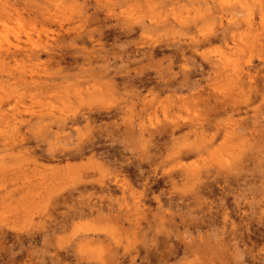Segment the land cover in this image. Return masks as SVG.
Segmentation results:
<instances>
[{
  "label": "rangeland",
  "instance_id": "374dc122",
  "mask_svg": "<svg viewBox=\"0 0 264 264\" xmlns=\"http://www.w3.org/2000/svg\"><path fill=\"white\" fill-rule=\"evenodd\" d=\"M100 1L0 0V51L6 47L13 50L14 46L19 49L16 56L0 54V197L10 194L5 200L0 198V264H264V0L236 14L238 18L249 17L252 28H259L253 35L258 41L248 36L245 24L237 28L226 24L224 17L220 24L199 19L193 24L189 20L193 11L179 6L183 0H116L110 5L115 16L107 18L104 8L97 5ZM5 9H9L8 16ZM131 16L138 20L132 24L133 34L119 33L118 27L130 24ZM165 17L170 21L172 17H187L188 27L182 30L176 22L168 21L163 26L159 20ZM149 22L163 28L155 30L148 27ZM145 25L147 29H143ZM211 28L216 29L220 41L194 44L188 38L199 29L207 32ZM100 32L108 34L99 37ZM230 32L243 34L234 41L236 47L224 36ZM150 45L155 51L147 54L145 48ZM26 49L36 52L32 56L21 54ZM87 55H97L98 59L89 62L84 58ZM219 58L225 62L221 69L233 74L231 81L238 78L237 86L226 83L225 76H217L213 85H209L213 82L210 79L206 81L213 73L207 76L205 72ZM107 65L108 71L126 67L134 82L122 85L116 76L120 84L114 90L102 88L97 81ZM141 76L149 82L146 87L138 84ZM30 77L41 80L42 86L49 84L52 91L27 86L23 80ZM166 80L172 88L164 86ZM181 81H185L182 87ZM197 89L200 95L195 98ZM68 103L77 111L97 105L119 107L117 122L128 113L124 108L130 107L136 127L141 124L147 129L144 140L149 141L151 133L148 154L154 157L155 175L148 179L151 191L144 198L145 219L139 224L115 223L105 213L108 220L95 215L71 216L70 211L86 202V195H77L80 182L75 178L74 183L68 179L67 184L58 181L48 188L51 196L58 195V202L51 197L49 203L44 195L33 200L20 188L21 181L30 180L24 173L34 168L31 158L47 155L48 148L57 149L54 136L42 132L34 116L62 104L70 106ZM162 106L168 107L167 118ZM153 110L156 117L150 125L145 111L153 116ZM12 114L20 122L15 134L10 133ZM170 119L203 124L201 133L196 137L187 133L184 141L195 148L182 159L186 166H196L195 171L188 170L195 178H174V189L163 181L161 171L182 173L175 159L182 154L177 152L182 138L175 139L172 146L168 134L154 128L165 127ZM21 133L25 144L19 145ZM178 134L182 135L174 136ZM132 148L123 153L129 158L126 164L142 149ZM44 161L40 159L47 166L55 163ZM148 169L147 164L137 167L131 163L129 172L122 171L128 174L135 193L142 191L139 174ZM88 171L94 175L88 174L92 183H86L88 190L80 186L87 192H98L96 181L111 177L107 172ZM71 183L75 184L74 197L70 195Z\"/></svg>",
  "mask_w": 264,
  "mask_h": 264
},
{
  "label": "bare ground",
  "instance_id": "6f19581e",
  "mask_svg": "<svg viewBox=\"0 0 264 264\" xmlns=\"http://www.w3.org/2000/svg\"><path fill=\"white\" fill-rule=\"evenodd\" d=\"M115 1L116 0H101L100 3L97 4L99 8L100 7L104 8V10H105L104 14H105L106 18L108 16H111V15L115 16V13L113 12V8L110 6L112 4L114 5ZM174 1L176 3H179L178 0H174ZM212 1H213L214 5L211 4L212 6H209L210 0L209 1L208 0H202V3H200L199 0H183L184 4H179V6H181L182 8L186 7V8L193 11L192 18L191 19L189 18L190 22L192 21L193 24H195L198 19L199 20H205V21L209 20V22H211V21L215 22L216 21L217 23L220 24V23H222V18L224 17V19L227 20L226 24L237 25V26H235L237 28H238V24H240V25L245 24L247 27V30H248V31L247 30H245V31H246V33H248V36L250 35L249 37L252 39V41L257 40L256 37L253 35H256V34H254V32H255L254 30L259 29V28H257V27L255 29L252 28L253 25H252V22H251L249 17H242L241 16L242 18H238L236 16V14L239 12V10H240V12H243V10H246L247 8H249L250 5H252V3H255V2H256L255 4L260 3V0H253V1L252 0H212ZM249 3H251V4H249ZM168 4H172V2H170V3L168 2ZM215 6H216V8H215L216 10L212 11V9ZM217 7H218V9H217ZM172 9L173 8H171L170 11ZM188 9H187V11L189 13L190 11ZM5 10L7 11L5 15L8 16L9 15V13H8L9 9H5ZM223 12H226V14H223ZM214 13L215 14L217 13L216 17L212 16ZM248 14L246 16H248ZM129 15H131V14H129ZM129 18H130L131 23L129 24V22L127 21L128 23H126V24L124 22V27H123V25L119 26L118 27L119 33L128 34V35L132 33V31L134 30V26L132 24H134L137 19H136V17H132V16ZM132 18H133V20H131ZM172 18H173L172 19L173 21L168 20L166 17L162 18L161 20H159V23L163 25L166 21L173 22V23L176 22L177 24L180 25L181 29L183 30L185 25H187V23H188L187 21H189L187 19V17L184 19H178L177 18L178 20L176 19V17H172ZM136 23H138V20ZM160 24L158 25L156 23L149 22L148 27L152 26L156 30V29H160V27L163 28V26H165V25L161 26ZM171 26H173V25H171ZM143 27H144V25H143ZM187 27H188V25H187ZM138 28H139V26H138ZM139 29L141 30V28H139ZM143 29H147L146 25H145V28H143ZM152 29L150 28V31ZM173 29H174V26H173ZM211 29L207 30V32H201V30L199 29L197 34H191V35L189 34L190 36L188 38L194 44L198 43V42H205V43L210 44L212 41H215V40L220 41L219 34L215 33L216 29L213 28L212 31H211ZM167 31L169 33L173 34V32H171L172 30L171 31L167 30ZM107 32L109 33L110 30ZM141 32H143L142 34H144V31H141ZM108 33L100 32L99 37L102 35L106 36ZM114 33L115 32H113V34ZM257 33H259V32H257ZM237 35H236V32H233V33L230 32V35L228 34V35H224V36H228L229 39L231 40V42L235 43L234 41L236 40V38L239 39V36H242L243 34H240L239 36H237ZM130 36H132V35H130ZM242 39H240L239 41L243 42ZM223 42L225 43V40ZM151 43H149V44H151ZM168 44H171V43H168ZM146 45H148V44H146ZM152 45H154V44H152ZM173 45H174V43H173ZM237 45L235 43V47ZM101 46H102V43H101ZM166 46L167 45H165V47ZM160 47H162V46H160ZM8 48L9 47H6L3 51H0V54H5L7 57V55L11 54V56H12V54L15 55V53H17V52L19 53V49H17L16 46L13 47L14 48L13 50H10ZM142 48H144V47H142ZM156 48H159V45ZM145 49L147 50V54H149V52L152 53V51H155V49L151 45H150V47H148V49L147 48H145ZM162 49L164 50V48H162ZM183 49H184V47L181 49V51H183ZM136 50L137 49H135V51ZM27 52L29 53L28 55H30V54H32V52L33 53L36 52V50L30 51V50L26 49V50H23L21 52V54L27 53ZM178 52H179V49H178ZM144 53L145 52H142L143 55H144ZM37 54H38V51H37ZM183 54L184 53L182 52L181 55H183ZM24 55H27V54H24ZM24 55H22V56H24ZM32 55H30V56H32ZM25 57H27V56H25ZM84 58L87 61L92 62V63L94 62V60L97 61L96 59H98L97 55H94L93 57L91 55H87ZM149 59H151V58L149 57ZM209 61H211V60H209ZM223 63H225V62L221 61V58L214 60L212 62V65L210 67H208V70L205 73H207V76H209L211 73H213L212 74L213 76L211 78L206 79V81L208 82L210 79L213 82H210L209 85H213L217 81V76H220L222 79L225 76L226 77L225 79L227 80L226 83L233 84L234 86H237L238 85V78H235L234 80L231 81V78H232L231 76H233V74L232 75L227 74L225 72L226 70H224V71L222 70L225 67V66H223ZM184 69H186L184 71H186L187 73H188V71H190V70H188V68L186 66L184 67ZM127 70L128 69H126V67H125L122 70L116 69L114 71H111V70L108 71V65H107L106 67H104L99 72L100 75H99V79L97 77V79H98L97 82L102 85V88L106 89L105 87H107V91L114 90L116 88V86L119 85L120 83H122V85L132 84V82H134V78L130 77V75L128 73L129 71H127ZM139 71L140 70H138L137 73ZM110 72H112L111 75H110ZM186 72L182 71V74L183 73L186 74ZM142 73H143V71H142ZM189 73H191V72H189ZM140 74L141 73H138V75H140ZM116 76H120L122 82L117 83L115 81ZM184 77H186V76L184 75ZM31 78L32 77H30V80H28V81L25 79L23 80L22 78L21 79L25 82L26 85L31 84L35 88H38V90L40 88H42V90L43 89L46 90L45 91L46 93L52 91V88H50L49 84L46 85V83H45V85L42 86L43 82H41V80H35V79L32 80ZM248 79H250V78H248ZM137 80H138V84L141 86H145L146 84L149 83V82H147L146 78L142 77V76L138 77ZM100 81H103L102 83H104V84H102ZM24 82H22V83H24ZM179 83H180L179 86H181V87L185 85V81H181ZM163 84H164V86L167 87V89L169 87L172 88V86H173V84L171 82L169 83L168 80H166ZM162 88H163V85H162ZM190 89L194 90L195 87L191 86ZM173 90H175V89H173ZM104 91H106V90H104ZM193 95H195V98H197V96L200 95V89L195 90V93ZM224 102H226V101H221V103H224ZM68 104L70 106L62 104L61 108H58V109L52 108L50 110H47L46 112L41 111V112H38V114H36L34 116V118H36L37 126H40V128L42 129V132H44V133L51 132V135L54 136L53 139L56 142H55V145L53 144L54 141L51 142V145L53 144L54 147H57V149H51L50 150V148H48L46 151L47 155L46 154L45 155L44 154H38V156H33L31 158V161H32V164L34 165V168L31 170V172H26V174L24 173L25 177L30 178V180L25 181V182L21 181V183L19 185L20 188L26 193L25 194L26 197L32 198L34 200L36 198L43 197V195H44L45 198L47 200H49V203H50L51 197L55 198L57 194L56 195L54 194L53 196H51V194H49L50 192L48 191V188L52 184H54L55 182L64 181L66 183V181L68 179H70L71 182L74 183V181L76 179L77 182H80V186L83 185L84 187L83 186L82 187L85 188V186L88 185V184L86 185V183H88V182L92 183V181H90V180H93V179L90 177L94 176L89 171H88L89 172L88 173L87 170L91 169V170H95V171H98L101 173L107 172L108 173L107 175H111V177L108 176V181H104V180H106V176L104 179L101 178L102 180L96 181L97 185H98V187H97L98 189L97 188H94V189H97L98 192L97 191L87 192V191H84L80 186H79L80 188L75 187L76 191L78 192L77 195L79 197H84L86 195V197H85L86 202H84L81 205V207H79L77 210L70 211L69 214L73 217L84 218V217H88L91 215L103 216L102 213H105L107 216H109L111 218L110 220L114 221L115 223L123 224L124 222L125 223L127 222L129 224V226H134L136 224H139L140 223L139 220L145 219V216H144L145 214L143 213L144 209L142 208V206L145 207V204H146L145 203L146 200L144 198L147 195V191L148 190L151 191V187L148 183V179H149V177H153L152 176L154 174L153 172H155V170L153 169V164H154L153 158L154 157H152L151 154H148L149 149H150V143L153 141V139H151V133L148 134L149 141L144 140V134H145L144 132H146L147 129L144 127V125H141V124L138 125V127H136V125L134 124V121L132 120L133 118H132L130 107L124 108L125 112H128V113L123 114L122 115L123 117L121 116L122 117L121 121L117 122L116 117H117V113L119 111V107L110 108L109 106H106V105H97L95 107L89 108L88 111H82V109H78L79 111H77V107L75 108L74 106H72V104H70V103H68ZM144 105L145 106L142 108L145 109L146 103H144ZM161 110H162L163 116H166V118H167L168 107L162 106ZM155 112L156 111L153 110L152 113L154 115L150 116V114L145 111L146 116L148 117L147 118L148 123L150 125L153 124V122H152L153 117L154 118L156 117ZM15 120H16V117L13 115L11 118V124L9 125L11 127V131H10L11 134H13V133L15 134L19 130V123L20 122L17 121L18 119L16 121ZM175 120L170 119L167 122L166 126L161 128V129L154 126V128L156 129V132H158V133L164 132V133L168 134V136L171 138L172 146L175 142L174 141L175 139H177V141H178L180 138H182L181 141L177 145V152L182 153V154L175 158L177 160L176 165H179V169L182 170V173L173 174L170 170L161 171L162 172L161 174H163V181L168 182L170 184L171 189H174V185H175V183L173 181L174 178H177V177L186 178L185 180H189L190 177H191V179L195 178L193 174L188 173L189 172L188 170L192 171L196 168V166L194 164H187V166H186L182 160L183 157H187L189 152H191L192 150H195V148L193 146H191L190 143H188V142L185 143L184 141L186 139L187 133H191L193 136L196 137L199 133H201V130L203 128V124H201L200 122H196V121H194V122H187V121L178 122V119H175ZM82 122H83V124H82ZM50 129H53V131H51ZM40 132H41V130H40ZM176 133H181L182 135L180 136V134H178V136H174ZM13 138H14V136H13ZM142 139H143V141H142ZM24 140H25L24 135L21 133L18 137L17 144H19V145L25 144V143H23ZM177 141H176V143H177ZM132 147H135L136 149L138 147H141L142 149L140 152H138V150H137L136 155H134L135 156L134 160L128 161L126 164L124 162L129 160V158L128 159L124 158L125 154L123 155V153L125 150H129ZM199 147H201V146H199ZM208 147H209V145H208ZM132 149H134V148H132ZM31 151H28V152H31ZM35 151L36 150H34V152ZM131 156H132V153H131ZM43 158L45 159L44 162L47 161V163H48L49 160H52V162H55V163L50 165V166H47L48 164L40 162V159H43ZM131 163H133L137 167L144 166V164H147L148 168H149L146 172L144 171L143 174L141 173L138 176V178L140 180H143V183H142V191L137 192V193H135L134 190L132 189V184H131L132 182H131V180H129L128 174H126V175L122 174V171H126L128 164H131ZM191 165H193L194 168L191 167ZM38 167H40V168H38ZM95 171H93V174ZM14 174H15V172H14ZM14 174H13V176H16V174L15 175ZM88 174L90 175V177ZM36 175H38L39 177L37 176L38 177L37 178ZM99 175H98V177H100ZM132 176H134V175H132ZM135 178H137V177L135 176ZM138 182H139V180H138ZM136 183H137V181H136ZM73 185L75 186V184H72L70 186L71 188L69 187V189H72V191L74 189ZM152 187H154V185ZM87 188L88 187H86L85 189H87ZM66 190H62V191H66ZM44 191H46V192H44ZM50 191H51V189H50ZM70 191L71 190H69V192ZM41 192H42V196H40ZM116 192L120 193L119 196L116 195ZM74 194H75L74 191H73V193L70 192V195L72 197L75 196ZM65 195L67 196V194H65ZM8 197H10V194L8 192L7 193L5 192L4 194L1 195L0 198L5 200ZM128 197H129V199H128ZM57 199H56V201L58 202L59 199L58 200ZM65 199H66V197H65ZM154 199H156V201H157L158 197L155 196ZM158 203H159V200H158ZM104 218L106 219V217H104ZM106 220H108V219H106ZM114 222H113V224H114Z\"/></svg>",
  "mask_w": 264,
  "mask_h": 264
}]
</instances>
